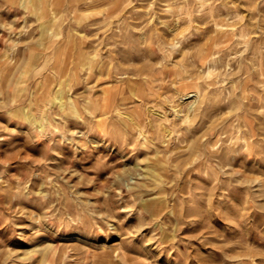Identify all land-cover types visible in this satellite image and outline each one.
I'll list each match as a JSON object with an SVG mask.
<instances>
[{
  "label": "rangeland",
  "instance_id": "374dc122",
  "mask_svg": "<svg viewBox=\"0 0 264 264\" xmlns=\"http://www.w3.org/2000/svg\"><path fill=\"white\" fill-rule=\"evenodd\" d=\"M0 264H264V0H0Z\"/></svg>",
  "mask_w": 264,
  "mask_h": 264
},
{
  "label": "bare ground",
  "instance_id": "6f19581e",
  "mask_svg": "<svg viewBox=\"0 0 264 264\" xmlns=\"http://www.w3.org/2000/svg\"><path fill=\"white\" fill-rule=\"evenodd\" d=\"M104 99H105V97H104ZM174 109H176V108H174ZM138 116V115H137ZM133 117V116H132ZM132 120H133V118H132Z\"/></svg>",
  "mask_w": 264,
  "mask_h": 264
}]
</instances>
